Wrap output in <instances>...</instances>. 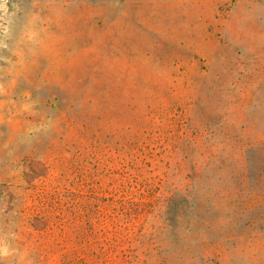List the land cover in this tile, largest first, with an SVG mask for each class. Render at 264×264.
Returning a JSON list of instances; mask_svg holds the SVG:
<instances>
[{
    "label": "rangeland",
    "instance_id": "374dc122",
    "mask_svg": "<svg viewBox=\"0 0 264 264\" xmlns=\"http://www.w3.org/2000/svg\"><path fill=\"white\" fill-rule=\"evenodd\" d=\"M0 264H264V0H0Z\"/></svg>",
    "mask_w": 264,
    "mask_h": 264
}]
</instances>
